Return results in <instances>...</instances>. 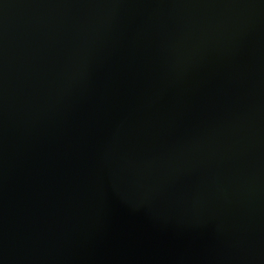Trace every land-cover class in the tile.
Segmentation results:
<instances>
[{"label":"water","instance_id":"95a60500","mask_svg":"<svg viewBox=\"0 0 264 264\" xmlns=\"http://www.w3.org/2000/svg\"><path fill=\"white\" fill-rule=\"evenodd\" d=\"M0 264H264V0H0Z\"/></svg>","mask_w":264,"mask_h":264}]
</instances>
